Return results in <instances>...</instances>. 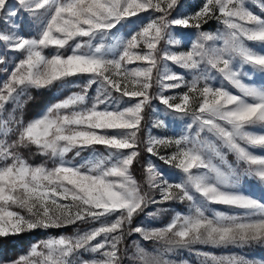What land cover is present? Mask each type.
Returning a JSON list of instances; mask_svg holds the SVG:
<instances>
[{
    "label": "snow or ice",
    "instance_id": "snow-or-ice-1",
    "mask_svg": "<svg viewBox=\"0 0 264 264\" xmlns=\"http://www.w3.org/2000/svg\"><path fill=\"white\" fill-rule=\"evenodd\" d=\"M187 7L0 0V264H191L182 252L199 264H264L197 247L264 248V196L243 189L264 190V131L253 130L264 128V82H254L264 78V0ZM212 21L220 27L206 30ZM52 90L68 94L25 120L32 93ZM180 121L183 131L153 134ZM32 149L51 166L30 163ZM173 204L187 209L162 225L140 220Z\"/></svg>",
    "mask_w": 264,
    "mask_h": 264
},
{
    "label": "rangeland",
    "instance_id": "rangeland-1",
    "mask_svg": "<svg viewBox=\"0 0 264 264\" xmlns=\"http://www.w3.org/2000/svg\"><path fill=\"white\" fill-rule=\"evenodd\" d=\"M201 3H202V0H185V4H186L185 10L186 11H193L194 10L192 8H188L187 7L188 4H193V5L199 6ZM251 10L254 12H257V14H259L257 8L253 7ZM218 27H220V25H218L215 21H212L209 23V25L205 26V29L206 30L209 28L215 29ZM251 46H253L257 49H259L261 47L259 45H251ZM4 78L5 77L2 74H0V82H2V80ZM254 82L257 84H261L262 82H264V78H262L259 75H256L254 77ZM72 90L76 91L78 89L74 88ZM156 90H157L156 88L153 89L154 92ZM230 90L235 91L234 89H230ZM179 91H182V90H174L173 92H168L165 94H176V92H179ZM43 94H45V93H43ZM43 94L36 93V92L32 93L33 96H38V95H43ZM67 94L68 93L66 90L63 93L61 91H57V90H52V91L47 92L46 95H44V96H47L46 97L47 100L44 102V104L40 108H36V106H33L32 108H28V107L26 108L25 117H24L25 120L34 118L38 113H40L43 110V108L46 105L55 102L57 99H62L63 96L67 95ZM156 107L160 109L159 118L171 119L169 117V114L167 112L163 111L162 107L158 103H156ZM156 118L157 117L153 116L152 113H149V115L146 119L154 121ZM183 128H184V122L183 121H180L179 123L172 122L167 129H159V130L154 129L153 134L154 135L163 134V135L171 136L175 132L183 131ZM253 130L261 132V131H264V128L257 127L256 129H253ZM144 135L146 136L147 133H145ZM143 147H144L143 144H141L142 154H141L140 164L134 166V173H135L137 179L140 180L141 182H143V175H144L143 165L150 158L149 155L143 151ZM257 151L259 153V150H257ZM23 155L25 156V158H27L29 160L30 163H32L34 165H38L41 163H47L48 166H51V162L47 161V159L45 157H42L38 154H35V149H32L31 151L23 150ZM231 159H232V157L229 156V160H231ZM154 162H156L161 168L166 167L165 165L162 164V162H159V161H154ZM169 171H171V169H169ZM243 189L246 193L251 194L257 198L264 196V190H262L261 187H259L257 184H254V183L253 184H245V185H243ZM151 194L156 195V193H154V192ZM155 207H156L155 205H149V208L146 210V212L153 211ZM216 207H218L220 210H225L221 206H216ZM186 209H187V204H184V205L173 204L172 205V212L166 213L160 218L149 217V216L145 215V216H142L140 218V220L143 221L144 223H148V224L162 225V224H165L169 221L171 215L175 211L184 212V211H186ZM88 227H90V226L87 224H84V225H81L79 229H77L76 227L73 226V227H67L64 229L49 230L48 234H51V235L69 234V235H71V234L75 233L76 231L87 230ZM44 236H45V233L38 231V232L34 233L31 237L33 240H35L37 238H43ZM135 238L136 237H131L130 239H135ZM197 247L200 248V250H202V251H207V252H210V253H213L216 255L237 254V255H245L249 258H251V257H255L257 259L264 258V248H260V247L244 248V249L235 248V247H228V248H213V247H209V246H197ZM7 255L11 256V257H15L16 255H18V252L7 253ZM180 256L182 258L188 259L191 262V264H199V261L201 259L200 257L193 255V254H190V253H187V252L180 253ZM83 258L89 259V258H91V254H84Z\"/></svg>",
    "mask_w": 264,
    "mask_h": 264
},
{
    "label": "trees",
    "instance_id": "trees-1",
    "mask_svg": "<svg viewBox=\"0 0 264 264\" xmlns=\"http://www.w3.org/2000/svg\"><path fill=\"white\" fill-rule=\"evenodd\" d=\"M44 95H46V93L43 95L35 96V101L33 103L29 104L28 108H32L33 106H36V108H40L44 104V102L47 100V98H46L47 96H44ZM31 239H32V237H31ZM27 246L28 245L26 242L25 243L9 244L5 247V255L7 257H11V256H8L7 253L18 252V254H19V253L23 252L27 248Z\"/></svg>",
    "mask_w": 264,
    "mask_h": 264
}]
</instances>
